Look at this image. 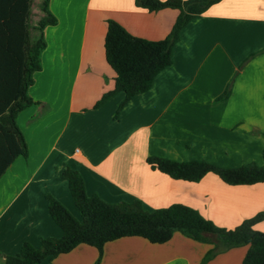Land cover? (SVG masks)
Returning <instances> with one entry per match:
<instances>
[{
	"label": "crops",
	"instance_id": "0c3cea01",
	"mask_svg": "<svg viewBox=\"0 0 264 264\" xmlns=\"http://www.w3.org/2000/svg\"><path fill=\"white\" fill-rule=\"evenodd\" d=\"M40 3L0 0V106L24 78L28 83ZM50 11L58 23L44 30L42 70L27 85L39 104L17 117L29 155L0 177V264L24 243L38 248L42 238L63 236L46 196L78 210L57 171L65 166L82 175L89 196L109 203L140 200L148 210L182 204L229 230L264 212V184L229 186L212 174L198 183L177 181L147 164L154 156L264 166V0H223L192 20L174 47L173 64L122 109L124 93L97 106L115 87L105 54L107 22L161 41L179 12H150L135 0H50ZM231 84L229 98L220 100ZM255 228L264 232V221ZM213 248L181 233L165 244L124 238L106 244L100 264H204ZM248 249H230L205 264H242ZM98 257L96 248L80 245L41 264H95Z\"/></svg>",
	"mask_w": 264,
	"mask_h": 264
},
{
	"label": "trees",
	"instance_id": "16d2710c",
	"mask_svg": "<svg viewBox=\"0 0 264 264\" xmlns=\"http://www.w3.org/2000/svg\"><path fill=\"white\" fill-rule=\"evenodd\" d=\"M223 0H135L138 8L150 12L173 9L179 16L171 33L161 41H150L135 37L123 26L109 20L105 38L107 63L115 73V87L103 96L97 106L102 105L118 93L126 95L122 109L137 95L152 89L156 77L173 64V50L179 42L184 28L195 18L205 14ZM50 0H41V18L37 26L38 39L30 43L28 73L23 87L8 105L0 106V177L13 162L28 158L29 149L25 137L17 125L21 111L35 104L27 95V85L34 83L33 74L42 69L41 54L46 48L44 29L56 26L57 18L49 10ZM232 84L220 100L229 98ZM149 167L177 181L198 183L207 175L218 177L229 186H253L264 184V166L256 162L238 168H224L204 161L178 162L162 157L147 158ZM66 180L79 211L74 216L59 200L47 195L49 213L62 229L61 238H42L40 246L24 243L16 255L6 256L5 264H41L60 255L68 254L80 245L94 247L99 252L95 264H100L106 244L124 238H143L152 244L168 243L175 233L200 243L214 246L204 264L218 254L233 248L249 246L242 264H264V232L255 227L264 221V212L245 220L234 229L217 226L199 211L174 204L169 208L148 210L140 200L109 203L99 195L89 196L82 175L65 166L57 169Z\"/></svg>",
	"mask_w": 264,
	"mask_h": 264
},
{
	"label": "rangeland",
	"instance_id": "374dc122",
	"mask_svg": "<svg viewBox=\"0 0 264 264\" xmlns=\"http://www.w3.org/2000/svg\"><path fill=\"white\" fill-rule=\"evenodd\" d=\"M34 10H35V15H37L38 12L41 13L40 9H38V4L35 6ZM49 10H50V4H49ZM36 11H38V12H36ZM51 13H52V12H51ZM52 14H53V13H52ZM54 16H55V15H54ZM47 27H49V26H47ZM47 27H46V28H47ZM46 28H45V29H46ZM45 29H44V30H45ZM43 34H44V32H43ZM44 40H45V38H44ZM45 43H46V47H47V42L45 41ZM41 67H42V64H41ZM41 70H42V69H41ZM41 70H40V71H41ZM40 71H38V72H40ZM35 73H37V72H35ZM35 73H34V74H35ZM34 74H33V80H34ZM34 83H35V80H34ZM34 83H33V84H34ZM33 84H32V85H33ZM32 85H31V86H32ZM30 98H32V97H30ZM32 99H33V98H32ZM33 101L35 102V104H33L32 106H35V105H38V104H39V102L35 101L34 99H33ZM32 106H30V107H32ZM221 162H222V160H221ZM223 162H225V163H229L228 161H223ZM229 164H230V163H229ZM217 165H218V166H221V165H219V164H217ZM221 167H224V168H238V167H234V166H233V167H225V166H221ZM240 167H241V166H240ZM64 206H65V205H64ZM65 207H66V206H65ZM66 208H67V207H66ZM67 209L70 211L69 208H67ZM70 212L72 213V211H70ZM74 213L77 214L78 216L80 215L78 210H76ZM74 213H72V214H74Z\"/></svg>",
	"mask_w": 264,
	"mask_h": 264
}]
</instances>
